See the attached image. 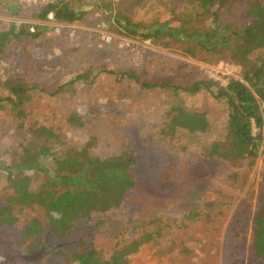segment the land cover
I'll list each match as a JSON object with an SVG mask.
<instances>
[{
	"label": "rangeland",
	"instance_id": "374dc122",
	"mask_svg": "<svg viewBox=\"0 0 264 264\" xmlns=\"http://www.w3.org/2000/svg\"><path fill=\"white\" fill-rule=\"evenodd\" d=\"M50 1L0 0V34L12 25L17 32L40 31L37 37H10L0 53V97L10 95L5 81L36 89L23 127L12 110H0V202L14 192L2 168L18 164L35 126L59 133L63 150L89 145L102 160L131 155L135 185L119 206L75 223L64 237L54 234L43 208H16L17 221L0 226V264H72L70 255L89 247L110 261L120 246L158 228L163 237L130 255L128 264H259L250 258L254 218L264 204V141L255 160L212 156L213 144L231 140L225 102L205 89L176 94L146 89L128 77L118 80L134 72L147 83L185 87L215 80L226 86L231 78L241 79V67L217 57L187 56L180 45L126 36L113 24L115 16L177 25L186 0H73L86 15L72 24L35 17ZM82 74L87 79L77 80ZM179 105L204 113L208 130L170 133L172 108ZM71 114L83 125H69ZM253 131L259 132L255 124ZM24 174L35 188L46 180ZM32 221L38 232L27 236Z\"/></svg>",
	"mask_w": 264,
	"mask_h": 264
},
{
	"label": "trees",
	"instance_id": "16d2710c",
	"mask_svg": "<svg viewBox=\"0 0 264 264\" xmlns=\"http://www.w3.org/2000/svg\"><path fill=\"white\" fill-rule=\"evenodd\" d=\"M85 15L86 10L79 8L73 0H54L44 5L35 17L44 21L52 16L72 24L82 20ZM182 16L177 25L169 20L136 23L115 16L113 24L129 37H141L163 47L180 45L184 54L193 58L229 60L241 67V79L231 78L226 86L215 80H203L182 87L170 82L147 83L134 72H125L118 75V80L128 77L146 89L165 88L176 94L182 89L190 93L203 89L209 91L215 99L227 105L231 139L229 143L213 144L210 154L225 159H257L264 141V0H186ZM22 35L37 37L40 31L17 32L15 25H12L0 34V53L10 37L18 39ZM87 77V74H82L77 80L85 81ZM4 83L2 86L10 95L0 97V110H12L17 117L18 127H23L27 117L26 104L30 101L31 92L36 89L24 86L21 81ZM65 87H59L56 93L64 91ZM172 110L173 115L167 124L170 133L177 129L193 133L208 130L209 122L204 113L187 110L181 105ZM67 120L72 126L83 125L77 114H71ZM254 124L259 129L257 134H253ZM29 133L32 140L23 149L18 164L2 168L9 171L14 192L0 202V226L17 221L13 215L16 208L37 206L45 210L54 234L64 237L75 223L91 217L93 213L106 212L119 206L127 192L134 187L129 173V167L134 162L131 155L125 153L102 160L90 152L89 145L78 151L71 146L63 150L62 136L52 128L35 126ZM49 158L53 163L51 169L46 164ZM27 171L44 176L45 182L35 188L32 178L24 174ZM27 229L26 235L34 236L38 232L37 221H32ZM162 237L159 228L153 233L144 231L138 240L116 249L110 261L95 248L89 247L73 252L70 255L71 263L128 264L130 255ZM250 259L264 264V204L258 208L254 218Z\"/></svg>",
	"mask_w": 264,
	"mask_h": 264
}]
</instances>
